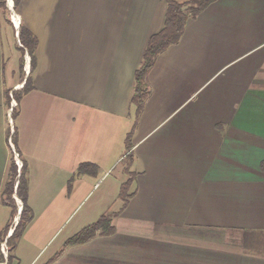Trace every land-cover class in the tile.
Here are the masks:
<instances>
[{"label": "crops", "instance_id": "crops-1", "mask_svg": "<svg viewBox=\"0 0 264 264\" xmlns=\"http://www.w3.org/2000/svg\"><path fill=\"white\" fill-rule=\"evenodd\" d=\"M4 3L0 195L10 157L4 92L23 84L7 78L9 39L16 68L20 23L37 40L32 88L11 119L31 212L13 264H264V0H215L187 20L148 69L135 122V71L167 0ZM10 211L0 202V237ZM103 214L112 232L65 244Z\"/></svg>", "mask_w": 264, "mask_h": 264}, {"label": "trees", "instance_id": "trees-1", "mask_svg": "<svg viewBox=\"0 0 264 264\" xmlns=\"http://www.w3.org/2000/svg\"><path fill=\"white\" fill-rule=\"evenodd\" d=\"M215 0H187V1H177V0H167V10L165 15V22L163 27L151 35L147 45L145 47L142 61L138 68L135 71V82H134V92L131 98V104L134 107L135 115L142 108V104L144 102L145 97L148 94V88L145 84V75L148 69L152 66L155 58L159 53L164 51L169 46L176 44L183 32L185 24L187 20L194 18L200 11H202L207 5ZM2 8L6 10L4 0L0 2ZM18 39L19 43L15 41L16 47L20 53L18 60V69L20 71L23 70L24 67V58L23 54L25 52L28 53L30 57L29 63V72L26 77L21 79L23 82L20 90L13 91L14 99L16 101L15 106L11 109V117L14 119L17 114L18 102L20 96L23 93H26L32 88L31 74L35 65V48L37 44L36 37L23 25L20 23L18 29ZM5 102L9 106L10 96L8 89L4 92ZM10 107V106H9ZM127 136L125 147L127 150L130 149L131 145ZM7 137L11 138V141L15 147V150L19 154L22 160V165L19 171H17V166L14 163L13 155L9 157V163L7 166L6 176L3 182V188L0 195V202L4 203L11 207L10 211V220L5 225L4 229L1 231L0 241L6 240V244L8 245L7 257L4 258L2 253L0 252V262H4L5 264H13L15 256L13 254V250L15 248V244L17 239L20 237L23 227L25 223L30 219L31 212L27 205V180H26V172L27 165L24 159L22 158L16 144V135L15 129L11 132L10 128L7 129ZM133 160V155L131 152H127L125 155V169L128 174V178L124 181L122 185L132 184L133 181V173L128 170ZM89 164L83 163L78 166V172L87 171ZM264 167V164H263ZM127 192V191H126ZM125 191L120 189V199L123 203H126L127 198L131 196V193H126ZM13 194H15L22 203V209L19 214V218L17 223L13 227L12 233L7 237V233L10 229V225L13 222V217L17 213V204L15 199L13 198ZM128 196V197H127ZM111 215L103 214L101 215L95 222L86 225L74 235L69 237L65 242L66 245H72L76 243H81L86 241L92 235L96 233L107 234L113 231V227L110 225Z\"/></svg>", "mask_w": 264, "mask_h": 264}, {"label": "rangeland", "instance_id": "rangeland-1", "mask_svg": "<svg viewBox=\"0 0 264 264\" xmlns=\"http://www.w3.org/2000/svg\"><path fill=\"white\" fill-rule=\"evenodd\" d=\"M184 1H187V0H184ZM4 2H5V0H4ZM8 6H9V8L11 7V2H9L8 3ZM8 11V10H7ZM8 13H9V16H10V12L8 11ZM17 43H19V39L17 38ZM8 47H9V51H10V53H13V57H11L10 59H9V61H8V66L7 67H5V70H6V72L8 73L7 74V78H8V80H9V83H10V81H11V78L13 79V80H15V81H17V83H21V79L23 78V77H25L27 74H25V62H26V59H25V55H27L28 57H29V55H28V53L27 52H25L24 54H23V58H24V67H23V70L22 71H20L19 69H18V66H17V68H16V65H17V61H16V59L14 58V56H15V53L16 52H12V50H14V49H12L13 48V45H12V42L10 41V39H9V44H8ZM19 55H20V53H18ZM26 63H30V57H29V60H28V62H26ZM28 68V67H27ZM13 69H15L14 71H13V74L11 75V71L13 70ZM28 72H29V68H28ZM14 85V84H13ZM17 88H18V86H16ZM14 88L12 85H10L9 86V88H8V91H9V96H10V102H9V118H11V119H13L12 117H11V108L13 107V106H15V104H16V101H15V99L13 98L14 97V94H13V91H18V90H20V88H21V86L19 87V89H17V88ZM148 95V94H147ZM147 97V96H146ZM145 97V98H146ZM144 101H145V99H144ZM13 105V106H12ZM143 106H144V102H143V104H142V108L140 109V111L135 115V112H134V114H133V121L135 122L136 120H137V118H138V116H139V114L141 113V111H142V109H143ZM11 119H10V121H9V127H10V130H11V132L13 131V129H11L12 128V125H11ZM8 138H10V137H8ZM11 139V138H10ZM11 143H12V141H11ZM12 145H13V143H12ZM8 146H9V151H10V155H13V160H14V163H15V165L17 166V171H19L20 170V168H21V165H22V160H21V157L19 156V154L17 153V151L15 150V147H14V145L11 147V145L9 144V142H8ZM119 168V167H118ZM117 168V171H114V175H115V173L116 174H118L119 173V169ZM127 179V178H126ZM133 182V181H132ZM124 182H122L121 183V190H123V191H127L126 193L128 194L129 192H130V190H131V188H132V185H131V183H129L128 185H122ZM128 197V196H127ZM13 198L15 199V201H16V203L20 206V204H21V201L19 200V198L15 195V194H13ZM122 199V198H121ZM15 215H17V214H15ZM18 221V220H17ZM13 223V222H12ZM17 223V222H16ZM15 225V224H14ZM14 225L12 226L11 225V227H14ZM6 246H7V252H8V245L6 244Z\"/></svg>", "mask_w": 264, "mask_h": 264}, {"label": "built area", "instance_id": "built-area-1", "mask_svg": "<svg viewBox=\"0 0 264 264\" xmlns=\"http://www.w3.org/2000/svg\"><path fill=\"white\" fill-rule=\"evenodd\" d=\"M10 10H11V7H10ZM12 12V11H11ZM12 16V15H11ZM13 20V19H12ZM14 22V21H13ZM25 59H26V62H28L29 60V57L27 55H25ZM13 106V105H12ZM8 142L9 144L11 145V147L13 146L12 143H11V139L8 138ZM0 252L2 253V255L4 256V258L7 257V246H6V240H4L3 242L0 243ZM0 264H3L0 262Z\"/></svg>", "mask_w": 264, "mask_h": 264}, {"label": "water", "instance_id": "water-1", "mask_svg": "<svg viewBox=\"0 0 264 264\" xmlns=\"http://www.w3.org/2000/svg\"><path fill=\"white\" fill-rule=\"evenodd\" d=\"M19 207H20V209H21V207H22L21 204H20ZM20 209H19V210H20ZM18 218H19V215L16 217V220H17ZM10 234H11V232L9 233V235H10ZM9 235H8V236H9ZM8 236H7V237H8Z\"/></svg>", "mask_w": 264, "mask_h": 264}, {"label": "bare ground", "instance_id": "bare-ground-1", "mask_svg": "<svg viewBox=\"0 0 264 264\" xmlns=\"http://www.w3.org/2000/svg\"><path fill=\"white\" fill-rule=\"evenodd\" d=\"M11 13H13V12H11ZM13 16H14L15 18H17L16 15H13Z\"/></svg>", "mask_w": 264, "mask_h": 264}]
</instances>
